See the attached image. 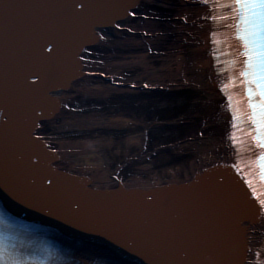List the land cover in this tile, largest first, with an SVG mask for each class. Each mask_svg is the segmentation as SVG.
<instances>
[{
	"label": "snow or ice",
	"instance_id": "snow-or-ice-1",
	"mask_svg": "<svg viewBox=\"0 0 264 264\" xmlns=\"http://www.w3.org/2000/svg\"><path fill=\"white\" fill-rule=\"evenodd\" d=\"M203 2L207 4L208 0H203ZM218 6L226 10L229 15H212L211 20H231L233 23H230L228 27L235 30L240 42L238 52H233V55L238 56V59L233 61L234 65H239L235 69L238 74L230 77L232 87L241 94L242 99L235 102V105L240 106L234 105L233 95L229 93V84L226 83L219 89L222 93H227L226 99L231 110L229 127L232 131L228 138L232 145L236 146L238 144L237 130L246 131L250 141L254 142L250 145V150L258 152L256 162L260 170L259 183L250 178L253 173L249 168H242L237 163L226 165L235 173L232 179L223 176L211 178V184L223 194L225 203L235 218L247 208L258 206L259 210H264V0H227V3H219ZM52 7L57 9L60 19L48 22L45 34L35 43L19 77L20 87L25 94L31 97H37L45 92L46 83L66 70L63 57L64 36L81 25L86 26L90 32L94 24L91 18L108 5L95 3L93 0H66L65 3ZM116 27L119 28L120 25ZM215 35L216 33L213 32L212 36L215 37ZM81 45L82 43L77 44L76 49L78 50ZM77 50L72 53V66L76 63ZM79 59L83 60L84 57L80 56ZM215 59L219 60V57ZM143 86L149 87L148 84ZM243 103H246V109L243 108ZM42 104L43 102L39 101L30 103L25 113L28 142H40V145H36L39 150L34 152L29 159V165L33 168L29 184L39 190L41 196L36 198L6 186L7 190L13 197L27 203L30 207L41 211L47 210L49 214L59 216L66 224L86 231L99 232L119 245L118 248L132 250L135 247L134 243H129L114 228L105 226V221L114 214V209L111 202L96 201L92 198L101 190L76 185L79 190L88 194L87 200L79 196H61L62 180L69 182L76 181V179L70 174L63 175V177L57 175L58 172L52 168L48 158V146L42 142L40 137L33 135L34 130L39 127L37 119L40 113L37 109ZM8 124L7 111L0 107V125L6 129ZM42 159L45 167L41 170L39 165ZM200 184L201 182L197 180L196 185ZM122 190L124 189L108 190L105 194L120 193L123 195ZM62 199L68 202L67 210L61 207ZM155 203L156 197L150 192H145L141 201L142 209H151ZM230 251L231 247L218 250L207 245H202L196 253L181 248L178 249V255L182 259L175 264H230V259L220 258L221 256L230 257ZM0 264H31V262L23 252L17 251L14 245L6 243L3 235L0 234ZM107 264H119V261L110 258Z\"/></svg>",
	"mask_w": 264,
	"mask_h": 264
},
{
	"label": "bare ground",
	"instance_id": "bare-ground-1",
	"mask_svg": "<svg viewBox=\"0 0 264 264\" xmlns=\"http://www.w3.org/2000/svg\"><path fill=\"white\" fill-rule=\"evenodd\" d=\"M61 3H65V0H59ZM130 0H93L95 3H99L102 5H108V7L99 10L96 14L92 17V21L99 16H103L104 18L107 17V14L111 11L118 9L120 10L123 6H125ZM150 3H154L158 8L160 13L156 16L148 13L146 11L145 5H141L140 8L133 15V19L127 18L125 21V26H134L136 30L142 34H148L146 38H142V40L150 43H147L145 46L147 53H151V48H155L160 50V54H165V60L162 64L158 63L153 68V76H157L161 79H165L166 83L164 86L167 88H171L173 86H187L190 84L194 87L198 94L202 96L207 95L209 98L217 97L216 91L212 88L213 86V79L211 73L209 71L208 57H207V45H206V8L205 6L197 0H143ZM55 5L54 0H40L34 2L30 9V13L34 14L33 20L31 23H25L23 18L25 15L22 13L18 14L17 20L18 25H20L19 34L15 35H26L30 37V32L27 29H30L31 32H34V37L41 38L43 33L42 31L35 30L33 28L39 24V28L43 29L44 26L48 24L50 20H59L60 17L57 15V9L52 7ZM29 7H25L26 9ZM143 12L144 15L140 14ZM204 17V18H203ZM145 26H149L148 29H145ZM11 29L14 28V25L10 26ZM87 27L81 25L78 28L70 30L63 38V41L70 40L74 34L72 33H80L83 32ZM141 28V29H140ZM16 29V27H15ZM10 31V30H8ZM141 36V35H140ZM133 37H135L133 35ZM18 39L22 42L24 37L18 36ZM133 44H136L134 41ZM28 48V45L26 46ZM140 55V54H137ZM29 58V57H28ZM20 60V59H18ZM79 64V63H78ZM86 67L83 64H79L76 71L74 72V76L64 83L61 90L52 92L54 96H59L66 100L67 96L69 98L72 95H68L67 93L71 94H79V90L83 89L84 93H88L90 87V77L87 74L84 75V69ZM94 67H90V70H93ZM161 80H159L160 82ZM188 85V86H190ZM156 86H163V84H157ZM191 87V86H190ZM60 90V92H59ZM209 91V92H208ZM82 92V91H81ZM215 93V96H213ZM76 96V95H73ZM84 96V95H83ZM59 102L61 103L60 107L64 110L67 109L66 103H63L58 100L56 104L58 105ZM121 103H125L124 101H119ZM200 102V99H195L191 101L190 105H196L195 103ZM217 103L208 102L206 106V102H204V114L202 115L201 123H211L210 126H214L211 129V133L208 136H201L199 132L191 133L190 136L184 138L182 142H179L178 145L180 146H187V148L194 147L196 152L184 161L183 168L181 169L180 165L174 168H169V174L171 177L175 176H184L187 181H191L194 177H207V173L210 170L218 169L220 167H226V158L230 152V144L226 134V121L227 116L225 114V109L223 105H221V100L217 98ZM207 109L209 112H207ZM61 122L63 124L67 123L70 125L78 124L87 122V117L95 118L98 117L99 114H86V116H79V120L77 121L72 117L71 113L64 112L63 110L60 112ZM194 115H198L199 113L193 112ZM208 114V115H207ZM69 118V120H68ZM145 122V121H144ZM146 123V122H145ZM62 124V125H63ZM88 124V123H87ZM141 127L145 124L141 123ZM216 125V126H215ZM134 136L131 137L133 141L136 143L141 140L140 133L135 128ZM136 153V152H134ZM81 156H73L71 160L67 161L66 163L69 165L67 168L68 170L74 169V167L82 168V167H92V161H88V156L81 157ZM67 166V165H66ZM205 167L204 170L201 168ZM78 169V170H79ZM84 169V168H83ZM221 171L218 170V174ZM110 177L108 178L107 176ZM114 175H116L113 171L107 170L104 172V175L98 174L97 183L99 187L103 186L106 179H114ZM102 177V179H100ZM105 179V180H104ZM185 180V181H186ZM107 185V182L105 183ZM136 188H140L134 185ZM253 212L256 214L259 210L256 206L252 208ZM258 217V216H257ZM256 216L250 217V215H245L235 222L236 224V236L238 245L241 246V250L243 253V260L241 264L245 263L244 258H248V252L251 250L253 245L255 244L258 236L262 233L261 224L258 222V218ZM238 225V226H237ZM241 227V230H240ZM234 241H232L231 237H227L224 239H220V246L225 247H233ZM248 248V252L246 251ZM86 254L92 255L93 251L87 249L85 251ZM91 253V254H90ZM141 264H145L141 262Z\"/></svg>",
	"mask_w": 264,
	"mask_h": 264
}]
</instances>
